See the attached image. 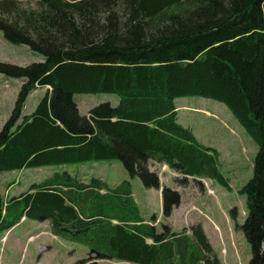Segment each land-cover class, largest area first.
Wrapping results in <instances>:
<instances>
[{
    "label": "trees",
    "instance_id": "1",
    "mask_svg": "<svg viewBox=\"0 0 264 264\" xmlns=\"http://www.w3.org/2000/svg\"><path fill=\"white\" fill-rule=\"evenodd\" d=\"M0 31L43 57L0 62L1 75L23 83L0 130V176L119 160L146 189H161L151 162L184 176L182 183L206 178L230 189L219 152L178 121L177 99H212L258 147L241 189V229L250 264H264V0H0ZM45 88L26 114L29 97ZM81 94L119 102L82 115L74 99ZM162 200L169 218L181 195L164 187ZM23 219L48 222L55 237L87 247L76 264H223L201 225L177 233L156 216L145 219L129 181L112 187L63 171L19 195L0 192V235Z\"/></svg>",
    "mask_w": 264,
    "mask_h": 264
},
{
    "label": "rangeland",
    "instance_id": "2",
    "mask_svg": "<svg viewBox=\"0 0 264 264\" xmlns=\"http://www.w3.org/2000/svg\"><path fill=\"white\" fill-rule=\"evenodd\" d=\"M0 62L25 66L43 62V57L26 45L8 42L0 31ZM22 84L19 79L0 74V130L12 114ZM45 92L46 88L38 89L29 97L24 110L26 114L36 109ZM74 99L82 115H87L100 103L110 102L116 106L119 102L114 94H81L75 95ZM176 106L179 123L192 129L202 145L219 152V169L228 180L230 189L206 178H190L184 184L181 182L184 176L154 162L149 166L159 174L161 189H146L140 178H130L119 160H111L4 174L0 176V192L6 197L7 188L17 183L10 191L11 196H16L32 183L63 171L89 179L101 178L112 187L129 181L133 197L145 219L156 216L157 224L168 225L177 233L201 225L223 264H250L251 249L241 229L246 216V198L241 189L253 176L258 147L224 104L203 97H188L177 99ZM164 187L181 195L180 205L169 218L162 214ZM233 209L236 210L235 217L231 214ZM88 253L87 247L52 235L48 222L28 220L19 228L0 235V264H76L87 258ZM100 264L129 263L101 261Z\"/></svg>",
    "mask_w": 264,
    "mask_h": 264
},
{
    "label": "crops",
    "instance_id": "3",
    "mask_svg": "<svg viewBox=\"0 0 264 264\" xmlns=\"http://www.w3.org/2000/svg\"><path fill=\"white\" fill-rule=\"evenodd\" d=\"M27 170V169H26ZM21 172V171H20ZM13 173H15V172H11V173H6L5 175H7V174H13ZM4 175V174H3ZM16 185H17V183H14V184H12L11 186H9L8 188H7V190H6V195L7 196H9V197H11V193H10V191H12L15 187H16ZM26 221H28L27 219H23V221L19 224V225H17L15 228H13L12 230H14V229H17V228H19L20 226H22L23 224H24V222H26ZM12 230H10L9 232H11ZM8 232V233H9ZM114 262V261H113Z\"/></svg>",
    "mask_w": 264,
    "mask_h": 264
}]
</instances>
